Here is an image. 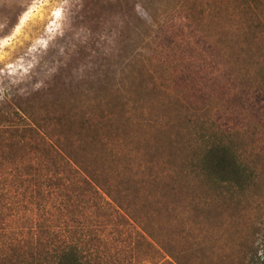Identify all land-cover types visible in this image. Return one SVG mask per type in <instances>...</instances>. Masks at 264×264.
I'll return each mask as SVG.
<instances>
[{"label": "rangeland", "instance_id": "1", "mask_svg": "<svg viewBox=\"0 0 264 264\" xmlns=\"http://www.w3.org/2000/svg\"><path fill=\"white\" fill-rule=\"evenodd\" d=\"M15 112L90 163L114 161L125 255L138 232L142 264H259L264 0H0V114ZM7 136L0 161H49L19 136L9 153ZM214 143L240 185L201 170Z\"/></svg>", "mask_w": 264, "mask_h": 264}, {"label": "trees", "instance_id": "2", "mask_svg": "<svg viewBox=\"0 0 264 264\" xmlns=\"http://www.w3.org/2000/svg\"><path fill=\"white\" fill-rule=\"evenodd\" d=\"M97 123L104 127L110 120ZM1 134L8 135L9 153L20 154L19 141L13 143L19 136L35 140L37 154L49 161H0V264H142L151 248L145 235L135 233L137 243H128V255L124 242L111 239L115 226L131 215L130 206L118 201L128 188L126 179L121 189L113 184L114 175L122 176L114 161L90 163L88 147L78 151L61 145V133L54 143L47 128L17 112L0 114ZM0 150H5L3 143ZM201 170L214 180L243 181L241 167L224 145L206 149Z\"/></svg>", "mask_w": 264, "mask_h": 264}]
</instances>
